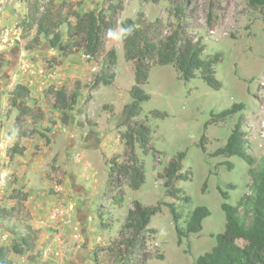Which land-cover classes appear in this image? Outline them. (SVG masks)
<instances>
[{
	"label": "rangeland",
	"instance_id": "374dc122",
	"mask_svg": "<svg viewBox=\"0 0 264 264\" xmlns=\"http://www.w3.org/2000/svg\"><path fill=\"white\" fill-rule=\"evenodd\" d=\"M111 2L118 7L115 14L108 12L114 25L104 26L102 47L92 57L86 54L83 39H71L68 24H59L56 15L73 9L107 10ZM178 4L185 7L189 38L201 40L204 55L221 53L216 67L221 87L208 84L201 72L184 81L176 65H160L155 56L146 55L150 76L143 88L151 98L143 103L138 119L151 127L155 149L146 154L137 144L145 179L134 189L120 171L130 163L121 120L124 106L132 100L137 62L125 56L121 21L136 19L144 35L157 40L171 30ZM32 7H37L39 19L60 30L62 41L57 47L50 42L52 34H39L38 22H25ZM70 20L76 22L73 16ZM112 48L117 64L104 65ZM9 68L12 71L5 76L10 84L0 90V204L11 214L0 218V243L9 246L28 231L36 242L24 255L11 251L12 264H118L114 241L136 202H161L163 209L152 216L135 258H141V264H196V258L215 244L213 234L226 229L219 187L229 189L227 201L232 204L251 191L250 165L243 158L211 155L225 144L242 115L249 152L257 163L264 158V14L246 0H0V72ZM111 73L113 84L94 86L97 76ZM18 84L29 88L24 102L41 117L37 122L28 118L27 128L37 127L38 132L22 138L24 153L12 156L20 132V107L12 99ZM52 87L79 93L67 122L53 105L48 92ZM235 102H243L245 109L205 130L212 111ZM156 111L168 115L157 116ZM203 134L208 139L206 149L201 146ZM5 144L9 149H3ZM184 150L182 171L192 174L190 180L174 184L183 188V199L178 201L168 194L161 174ZM228 160L233 169L225 164ZM4 173L10 175V183L3 180ZM229 183L237 187L229 188ZM165 202H175L185 215L206 205L211 215L204 219L200 233L179 244Z\"/></svg>",
	"mask_w": 264,
	"mask_h": 264
},
{
	"label": "trees",
	"instance_id": "16d2710c",
	"mask_svg": "<svg viewBox=\"0 0 264 264\" xmlns=\"http://www.w3.org/2000/svg\"><path fill=\"white\" fill-rule=\"evenodd\" d=\"M246 1L250 7L260 9L264 14V0ZM117 8V5L111 2L107 10L98 7L83 11L73 9L64 16H61V12L60 15L56 16L61 19L59 24H68L69 37L71 39H83L86 54L95 57L102 47L104 26L106 24L114 25V20L110 18L108 12L115 14ZM36 10L37 7L29 9L25 22H38L39 34L45 33L47 36L52 34L53 38L50 39V42L57 47L62 41L60 30H56L53 24L47 25L48 21L39 19ZM72 16L76 18L74 23L70 20ZM174 16L175 21L171 30L157 40L146 37L142 26L136 19L128 17L121 21V27L125 30L122 32L125 56L128 60L137 62L136 83L130 90L132 100L124 106L121 120V125L126 127L123 137L130 149V163L122 165L120 171L122 176L129 179L130 186L134 189L140 188L145 179L144 165L135 152L137 144L142 146L146 154L155 149V144L151 142V127L144 120L138 119L144 110L143 103L151 98V95L143 88L150 76V66L144 62L146 55L155 56L157 64L176 65L184 81L196 78L198 72H201V77L208 84L216 88L221 87V82L216 77V67L222 60L221 53L204 55L205 45L201 40L194 41L189 38L184 27V5L175 6ZM108 64H117V53L114 48L110 49L104 57V65ZM114 78V73L97 76L94 86L111 85ZM48 92L53 97L54 107L63 113V120L67 122L70 117V110L74 109L77 103L79 93L77 91L69 93L64 89H54L53 87ZM12 95L14 105L20 107L17 115L20 132L17 136V142L11 150L12 156H14L23 154L26 149L25 146L20 145L21 139L31 137L34 132H38L37 127L27 128L28 118L32 117L37 122L41 115L40 113L35 114L34 108L24 102L30 96L28 87L18 84ZM244 109L245 104L243 102H235L230 107L218 112L212 111L210 119L205 122V130L211 125L226 121ZM154 113L161 117L168 115L167 112L156 111ZM1 128L2 125L0 124V138ZM42 134L46 136L44 133ZM207 141L206 135L203 134L201 138L203 149H206ZM248 142L243 128V116L240 115L225 144L211 153L212 156H224L226 158L239 156L243 158L250 165L248 174L252 178L251 191L244 194L236 204H232L227 201L230 197L229 189L225 190L219 187L224 198L221 207L226 214V229L223 232L213 234L216 240L215 244L210 250L196 258V264H264V158L260 163H257L255 157L249 152ZM185 157V150L177 153L165 167L164 174H161L166 178L165 185L168 194L178 201L183 199V188L175 187L174 184L177 181L190 180L192 174L191 170L182 171V162ZM225 164L229 169L234 168L233 162L229 160ZM110 181H113V178ZM228 187L235 188L237 186L234 183H229ZM165 205L170 208L179 244L183 242L184 238L200 233L204 227V219L211 215V210L206 205L195 206L186 215L179 210L175 202H165ZM162 209L161 202L156 205H144L140 202L134 204V209L130 211L122 230L114 241L113 251L116 250L114 260L118 264L120 262L121 264L142 263V259H136L135 254L143 244V235L149 228L152 216L161 212ZM9 214L11 211L0 204V218H5ZM182 220L183 223H181ZM35 245V239H32L30 231L23 236L15 237L9 246L0 243V264H12V260L9 258L11 251L21 255L28 250H33ZM159 256L164 257L163 254H159Z\"/></svg>",
	"mask_w": 264,
	"mask_h": 264
},
{
	"label": "flooded vegetation",
	"instance_id": "af4514ba",
	"mask_svg": "<svg viewBox=\"0 0 264 264\" xmlns=\"http://www.w3.org/2000/svg\"><path fill=\"white\" fill-rule=\"evenodd\" d=\"M11 71H12V68H9V70L7 72L6 71L0 72V90H6V87L9 86L10 83L8 82V80H9V78L7 77L8 75L7 76H5V75L7 73L10 74ZM24 254H21V255H24Z\"/></svg>",
	"mask_w": 264,
	"mask_h": 264
},
{
	"label": "built area",
	"instance_id": "2783aa9c",
	"mask_svg": "<svg viewBox=\"0 0 264 264\" xmlns=\"http://www.w3.org/2000/svg\"><path fill=\"white\" fill-rule=\"evenodd\" d=\"M3 149H9V144H5ZM3 180H4V181L7 180V182L10 183V182H11V177H10V175H9L8 173H4V175H3ZM2 183H3V181L0 180V188H1V186H2Z\"/></svg>",
	"mask_w": 264,
	"mask_h": 264
},
{
	"label": "clouds",
	"instance_id": "9594fccd",
	"mask_svg": "<svg viewBox=\"0 0 264 264\" xmlns=\"http://www.w3.org/2000/svg\"><path fill=\"white\" fill-rule=\"evenodd\" d=\"M120 31H121V32H124L125 30L121 29ZM110 35H114V34L110 33Z\"/></svg>",
	"mask_w": 264,
	"mask_h": 264
}]
</instances>
